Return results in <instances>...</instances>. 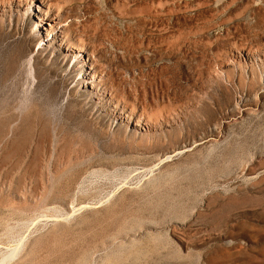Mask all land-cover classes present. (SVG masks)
Returning <instances> with one entry per match:
<instances>
[{
    "label": "rangeland",
    "instance_id": "rangeland-1",
    "mask_svg": "<svg viewBox=\"0 0 264 264\" xmlns=\"http://www.w3.org/2000/svg\"><path fill=\"white\" fill-rule=\"evenodd\" d=\"M0 264H264V0H0Z\"/></svg>",
    "mask_w": 264,
    "mask_h": 264
},
{
    "label": "bare ground",
    "instance_id": "bare-ground-1",
    "mask_svg": "<svg viewBox=\"0 0 264 264\" xmlns=\"http://www.w3.org/2000/svg\"><path fill=\"white\" fill-rule=\"evenodd\" d=\"M179 153V152H178ZM169 158V157H168ZM14 255V253H12V254H10V256H13Z\"/></svg>",
    "mask_w": 264,
    "mask_h": 264
}]
</instances>
